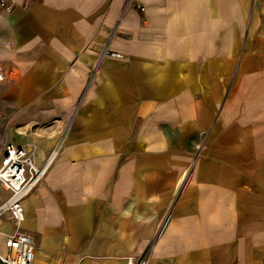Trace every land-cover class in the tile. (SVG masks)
<instances>
[{
  "label": "crops",
  "instance_id": "1",
  "mask_svg": "<svg viewBox=\"0 0 264 264\" xmlns=\"http://www.w3.org/2000/svg\"><path fill=\"white\" fill-rule=\"evenodd\" d=\"M13 1L0 158L46 168L34 264H264V0Z\"/></svg>",
  "mask_w": 264,
  "mask_h": 264
},
{
  "label": "built area",
  "instance_id": "2",
  "mask_svg": "<svg viewBox=\"0 0 264 264\" xmlns=\"http://www.w3.org/2000/svg\"><path fill=\"white\" fill-rule=\"evenodd\" d=\"M13 0H0V14L11 12ZM143 9V8H142ZM35 144L7 142L0 158V185L8 192L0 203V219L7 216L14 224L12 233H4V249L0 250L1 264H34L36 239L33 233L21 228L25 220L23 200L41 181L45 166L35 161ZM126 264H147L144 256H127Z\"/></svg>",
  "mask_w": 264,
  "mask_h": 264
},
{
  "label": "rangeland",
  "instance_id": "3",
  "mask_svg": "<svg viewBox=\"0 0 264 264\" xmlns=\"http://www.w3.org/2000/svg\"><path fill=\"white\" fill-rule=\"evenodd\" d=\"M126 1H128L130 4H132V5H134L140 12H144V0H126ZM143 8V9H142ZM105 52H107V50H105ZM110 53V55H113V56H116L115 54H113V51H110L109 52ZM86 92V91H85ZM84 92L82 93V95H81V97H80V99L81 98H83L84 97ZM47 125H49V126H47V128L49 127L50 128V125H58L59 127V130L62 132L63 130H65L67 127H68V125H69V122H65V123H50V124H47ZM206 132L205 131H203V135L205 134ZM34 190V189H33ZM32 190V191H33ZM31 191V192H32ZM4 220H6L5 218H3Z\"/></svg>",
  "mask_w": 264,
  "mask_h": 264
}]
</instances>
